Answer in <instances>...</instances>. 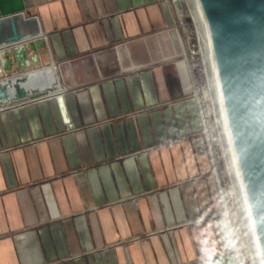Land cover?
I'll return each mask as SVG.
<instances>
[{
	"label": "crops",
	"instance_id": "1",
	"mask_svg": "<svg viewBox=\"0 0 264 264\" xmlns=\"http://www.w3.org/2000/svg\"><path fill=\"white\" fill-rule=\"evenodd\" d=\"M31 1L58 85L0 110V264H239L171 2Z\"/></svg>",
	"mask_w": 264,
	"mask_h": 264
},
{
	"label": "water",
	"instance_id": "2",
	"mask_svg": "<svg viewBox=\"0 0 264 264\" xmlns=\"http://www.w3.org/2000/svg\"><path fill=\"white\" fill-rule=\"evenodd\" d=\"M201 1L264 259V0ZM33 7L31 0H0V74L21 72L0 80V110L58 85L52 67L31 68L39 65L36 40L42 35Z\"/></svg>",
	"mask_w": 264,
	"mask_h": 264
},
{
	"label": "bare ground",
	"instance_id": "3",
	"mask_svg": "<svg viewBox=\"0 0 264 264\" xmlns=\"http://www.w3.org/2000/svg\"><path fill=\"white\" fill-rule=\"evenodd\" d=\"M193 6L195 9L193 16L197 22V31L204 45V66L208 81L205 87V97L213 104L212 113L215 118V128L219 135L223 154L226 156L228 173L231 180V192L235 193L236 202L240 205L241 213L246 222V229L242 235L248 238L245 242L246 248L248 249L247 254L251 257V264H264L260 238L259 234H257L255 220L253 219V209L249 192L247 191L245 176H243L241 162L239 161L231 128V120L225 100L218 59L216 58V47L210 27V19L205 12L203 1L193 0ZM233 245L238 251L237 253H239V249L235 246V238ZM244 258L245 256L242 255L240 262Z\"/></svg>",
	"mask_w": 264,
	"mask_h": 264
},
{
	"label": "rangeland",
	"instance_id": "4",
	"mask_svg": "<svg viewBox=\"0 0 264 264\" xmlns=\"http://www.w3.org/2000/svg\"><path fill=\"white\" fill-rule=\"evenodd\" d=\"M173 5L176 14L178 16V25L180 31H182V39L184 45L189 48V53L192 55V69L197 76V86L199 89L198 97L202 104V114L204 118V129L210 142V148L212 150V157L215 162L216 177H218L219 190L222 191L224 197V214L227 210L229 220H231L232 240L235 238V246L239 249H235L238 259L241 256H245L242 262L239 264H251L252 260L250 255L248 256L246 248V238L242 235L246 229V222L241 213L240 205L237 204L235 193L231 192V180L228 173V166L226 162V156L223 154L222 147L220 146L219 135L215 128V118L212 113V106L209 99L205 97V87L207 86V76L205 74L204 66V45L197 31V22L193 16L194 6L193 0H167ZM190 55V54H189ZM6 75V74H5ZM10 76V74H8ZM4 78V77H3ZM1 80V79H0ZM233 194V195H232ZM223 200V199H222ZM234 237V238H233ZM250 258V259H249Z\"/></svg>",
	"mask_w": 264,
	"mask_h": 264
},
{
	"label": "built area",
	"instance_id": "5",
	"mask_svg": "<svg viewBox=\"0 0 264 264\" xmlns=\"http://www.w3.org/2000/svg\"><path fill=\"white\" fill-rule=\"evenodd\" d=\"M179 19V18H178ZM192 55H193V52L192 53H190V55H189V59L190 60H192L193 58H192ZM21 72H19V73H12L10 76H15V75H18V74H20ZM6 77H8V76H5L4 78H6ZM198 91H199V89H198ZM50 94V93H49ZM49 94L48 95H44L43 97H40V98H38L37 100H39V99H42V98H46L47 96H49ZM204 133H205V129H204ZM207 135V134H206ZM210 155L212 156L213 155V153H212V150H210ZM220 191V190H219ZM220 194H221V197H222V199H223V201H224V197H223V194H222V191H220ZM225 215H228L227 214V210L225 211ZM231 233H232V230H231Z\"/></svg>",
	"mask_w": 264,
	"mask_h": 264
}]
</instances>
